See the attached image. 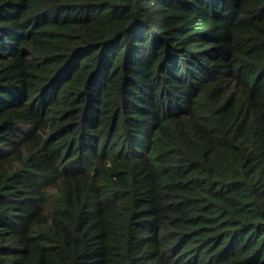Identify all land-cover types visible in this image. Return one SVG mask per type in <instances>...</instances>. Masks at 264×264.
<instances>
[{"label": "trees", "instance_id": "1", "mask_svg": "<svg viewBox=\"0 0 264 264\" xmlns=\"http://www.w3.org/2000/svg\"><path fill=\"white\" fill-rule=\"evenodd\" d=\"M0 264H264V0H0Z\"/></svg>", "mask_w": 264, "mask_h": 264}]
</instances>
